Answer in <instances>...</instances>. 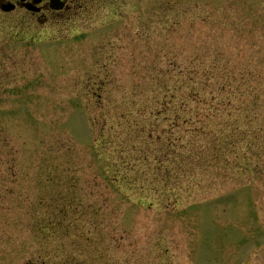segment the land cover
<instances>
[{
	"label": "rangeland",
	"instance_id": "374dc122",
	"mask_svg": "<svg viewBox=\"0 0 264 264\" xmlns=\"http://www.w3.org/2000/svg\"><path fill=\"white\" fill-rule=\"evenodd\" d=\"M116 1L0 16V264H264V0ZM195 60L240 94L213 129L260 138H169Z\"/></svg>",
	"mask_w": 264,
	"mask_h": 264
},
{
	"label": "trees",
	"instance_id": "16d2710c",
	"mask_svg": "<svg viewBox=\"0 0 264 264\" xmlns=\"http://www.w3.org/2000/svg\"><path fill=\"white\" fill-rule=\"evenodd\" d=\"M194 67L202 68L204 73L197 70L193 75L182 74L180 78V99L179 107L164 108L160 114L167 115L166 119L170 121L171 131L169 138H260L258 137L260 128L262 127L257 121H260L259 114L249 118V124L255 123V128H240L239 123H234L233 130H226L223 122H217V126L213 129L215 120L223 118L226 114L229 96L238 97L240 94L232 92L231 95L226 92L228 85L221 76H212L211 71H221L220 63H206L195 60ZM191 67V66H190ZM190 67L186 66V73L190 71ZM193 67V68H194ZM229 95V96H228ZM170 97V101H171ZM177 113L179 117L176 118ZM262 120V118H261ZM253 127V125H251ZM176 128V134L173 132ZM177 132L179 135H177ZM263 133V132H262Z\"/></svg>",
	"mask_w": 264,
	"mask_h": 264
},
{
	"label": "flooded vegetation",
	"instance_id": "af4514ba",
	"mask_svg": "<svg viewBox=\"0 0 264 264\" xmlns=\"http://www.w3.org/2000/svg\"><path fill=\"white\" fill-rule=\"evenodd\" d=\"M111 1L112 6L116 4V7L113 6L114 9L112 10L111 8V10L117 17L122 13L121 6H117L116 0ZM131 3L132 0L130 4ZM104 6V0H0V16H15V20L12 21V29L19 28L20 30L29 32L31 30L35 31L37 29H44L48 26L64 25L70 21L71 15H75L79 10L82 9L87 11L89 8H96V15L103 17L102 9ZM6 8L9 9V12L3 11ZM97 20L99 22V27L97 28L98 30L114 25L113 15L104 21L100 19ZM130 28H132L131 25ZM103 35L105 38L107 37L105 34ZM120 36H122V34H119V37ZM39 41L46 42V40L41 39ZM95 58L96 64L109 62L107 55L105 56V52L102 50L98 52Z\"/></svg>",
	"mask_w": 264,
	"mask_h": 264
}]
</instances>
